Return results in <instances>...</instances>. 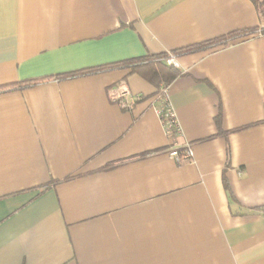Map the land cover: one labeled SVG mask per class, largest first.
<instances>
[{"label":"crops","instance_id":"1","mask_svg":"<svg viewBox=\"0 0 264 264\" xmlns=\"http://www.w3.org/2000/svg\"><path fill=\"white\" fill-rule=\"evenodd\" d=\"M261 24L251 0H0V264H264ZM158 53L166 87L62 77Z\"/></svg>","mask_w":264,"mask_h":264},{"label":"trees","instance_id":"2","mask_svg":"<svg viewBox=\"0 0 264 264\" xmlns=\"http://www.w3.org/2000/svg\"><path fill=\"white\" fill-rule=\"evenodd\" d=\"M251 1L255 4L262 23L259 32L264 33V0H251ZM235 34H237V32L229 33L228 35L210 41H206L204 43H201L200 45H195L180 50H187V49L191 50L193 48L200 49L203 46L219 43L221 42V40H224ZM170 54L173 55V53L147 54L145 56L130 58V59L122 60L121 62L118 61L116 63H111L109 65L82 69L79 71L66 73L62 75V77L64 78L68 76L70 77L74 75L91 73L93 71L106 68L107 66L108 67L122 66V67H129L130 73H137L142 78H144L145 80L151 83L158 85L161 84L163 87H166L174 79V77L180 74V71L177 67L168 64L166 62V59L169 57ZM30 82H36V80Z\"/></svg>","mask_w":264,"mask_h":264},{"label":"built area","instance_id":"3","mask_svg":"<svg viewBox=\"0 0 264 264\" xmlns=\"http://www.w3.org/2000/svg\"><path fill=\"white\" fill-rule=\"evenodd\" d=\"M258 34H261L258 32ZM168 64L173 66H177V62L175 60L174 55L170 54L166 59ZM167 89L164 88L160 91L157 96V102L154 106V109L160 118V121L166 131L167 134L173 135L176 131H178L177 120L175 118V113L173 108L169 103L168 92ZM114 101L119 105L123 106V108L127 110H131L135 103L141 99L139 94L132 93L122 82L116 86L115 93L113 96ZM168 154L172 157L176 162L187 161L193 159V149L189 144H185L180 147H172L168 150Z\"/></svg>","mask_w":264,"mask_h":264}]
</instances>
